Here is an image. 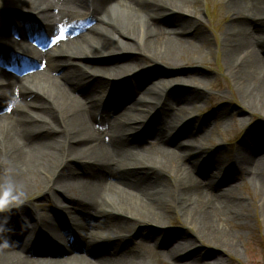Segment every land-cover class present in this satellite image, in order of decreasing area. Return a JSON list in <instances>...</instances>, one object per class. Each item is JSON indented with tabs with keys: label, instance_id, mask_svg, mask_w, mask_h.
<instances>
[{
	"label": "bare ground",
	"instance_id": "obj_1",
	"mask_svg": "<svg viewBox=\"0 0 264 264\" xmlns=\"http://www.w3.org/2000/svg\"><path fill=\"white\" fill-rule=\"evenodd\" d=\"M200 1L0 0L21 17L0 14V173L6 159L26 192L8 215L7 235L19 243L0 248V264H209L204 244L237 254L234 228L250 206L239 186H222L231 172L250 182L264 218V127L247 130L236 161L217 159L206 144L212 132L192 113L210 84L196 67L174 77L168 98L162 81L136 101L145 65L181 71L211 54ZM219 3L230 18L221 31L226 70L241 102L264 112V0ZM116 40L134 58L103 65ZM218 165L226 175L209 182ZM174 213L193 230L157 250ZM24 217L33 227L22 232Z\"/></svg>",
	"mask_w": 264,
	"mask_h": 264
},
{
	"label": "rangeland",
	"instance_id": "obj_2",
	"mask_svg": "<svg viewBox=\"0 0 264 264\" xmlns=\"http://www.w3.org/2000/svg\"><path fill=\"white\" fill-rule=\"evenodd\" d=\"M198 6L201 10L198 15L201 16L204 24L209 29L207 32L211 54L202 64H193L192 66L186 65L181 71L173 69L170 66L159 67L153 64L145 65L139 71L141 73L138 74L137 77V79H140L143 82L141 89L138 91L136 101H148V92L158 91L162 87V85L159 84L162 81H165V84L171 88V90L169 89V91L167 90L165 93V97L167 96L168 98L169 93L175 89L173 86L177 85L178 80L180 79L174 77L185 76L194 67L201 70L203 73L208 74L210 76V84L205 91L206 94L203 100L204 102L198 103L196 108L192 111L197 119L195 124L201 125V122H203V125H205V128L203 129L205 131L208 130L209 132H212V135L207 140L206 144L208 148L213 151L217 159H220V161H226L228 158H235L236 161V151L238 148L244 147V144L241 142L246 136L247 130L250 128L255 129L257 125L264 127V112L259 109L258 111L256 108L246 106L241 102L239 89L235 86L232 77L226 70L225 63L220 52L221 31L229 22L230 18L223 10V6L219 3V0H201ZM0 14L9 18L16 17L18 20L21 18L7 2H2L0 4ZM261 37H264V33ZM121 41L130 43V45H132L135 49L140 47L126 38H122ZM119 43L120 42L118 40L115 41L116 48L114 49L116 52L107 55L105 60H103V65H123L132 61L135 56L134 53H132L133 51L119 50L123 47V45H120ZM166 73L168 75H166ZM170 76L171 79H169ZM112 86L110 88L114 87ZM189 108L191 109L190 106ZM151 119L150 127L156 125L157 121L153 112ZM186 140H188V137L184 136V134H178L179 142ZM152 141L153 138L151 137L146 140L145 144H149ZM224 167V165L214 166L212 169L213 174L209 177V182H216V180L223 178L227 172V168L225 167L224 169ZM231 174L233 177L222 187L233 189L239 186L237 188V194L238 196H242L249 203L250 216L249 218L240 221L241 225L234 228V230L239 232L240 237V250L235 256H230L214 246L204 244L210 252V259L213 260L209 264H264V218L259 208V204L256 201L255 203L251 202L250 198H252L253 195V186L247 180L236 176V173L231 172ZM235 176L236 178H234ZM37 196L38 195H34L33 199L38 204L46 202L45 199ZM12 211L10 213L0 214V216L12 214ZM67 212L68 209L63 213V221L68 222ZM168 225V230H166L162 238L159 239V248H157V250L166 251L170 249L172 243L179 236H181V234L191 233L193 230L185 223L183 218H181L178 213L173 214ZM155 226L142 225V232L148 234L156 229H160L158 226ZM45 232L47 235H50L49 231L46 230ZM188 237L192 239V237ZM140 239L141 238L137 236L133 240V243L135 244H133V246L141 243ZM169 240H171V244ZM150 243H153L152 240ZM46 256V258L53 260L61 258L60 255L53 252L48 253ZM174 263L186 264V258L183 257L180 262L177 261ZM166 264H172V262L168 260V263Z\"/></svg>",
	"mask_w": 264,
	"mask_h": 264
},
{
	"label": "clouds",
	"instance_id": "obj_3",
	"mask_svg": "<svg viewBox=\"0 0 264 264\" xmlns=\"http://www.w3.org/2000/svg\"><path fill=\"white\" fill-rule=\"evenodd\" d=\"M13 173L14 169L9 166V162L5 159L2 173H0V214L10 213L13 209H20L26 204V192L23 185L16 181ZM23 220L21 231L32 229V222L27 217H24ZM9 221L10 216H0V248H9L19 243L18 241H12L7 235L15 231V229L9 227Z\"/></svg>",
	"mask_w": 264,
	"mask_h": 264
}]
</instances>
